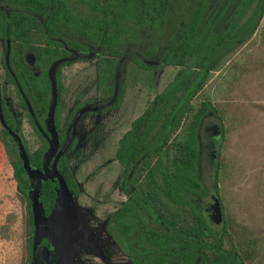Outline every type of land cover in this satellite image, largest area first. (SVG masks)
<instances>
[{
  "label": "trees",
  "instance_id": "obj_1",
  "mask_svg": "<svg viewBox=\"0 0 264 264\" xmlns=\"http://www.w3.org/2000/svg\"><path fill=\"white\" fill-rule=\"evenodd\" d=\"M263 12L264 0H0V85L6 88L5 80H10L18 104L26 108L25 95L39 123L53 90L52 125L57 139L62 109L83 90L88 97L84 100L95 96L102 110L113 113L127 85L156 89L116 135L110 158L118 164L123 195L106 231L129 264H245L253 253L252 240L245 246L228 230L217 193H210L204 180L203 160L207 151L218 153L222 138L221 117L208 91L210 72L227 66L254 36ZM122 56L128 57L125 63L120 62ZM76 61H89L88 71L66 73L64 69ZM54 62L52 83L48 70ZM122 64L124 78L130 77L127 85L118 84L115 77ZM165 66L172 69L171 75L157 89ZM6 106L0 97V145L5 154L0 177L14 187L22 205L18 264H31L35 241L28 191L31 178L9 128L16 124L28 163L36 168L47 142L27 109L25 116L41 140L28 146L21 128L24 113L16 114L15 123ZM112 113L108 130L103 124L96 130L95 150L120 125ZM214 125L215 134L211 133ZM68 159L59 154L57 171L76 194L79 183ZM212 163L211 186L218 167L216 160ZM210 195L218 204L217 224ZM55 196V182L42 178L38 200L44 215L51 211Z\"/></svg>",
  "mask_w": 264,
  "mask_h": 264
},
{
  "label": "rangeland",
  "instance_id": "obj_2",
  "mask_svg": "<svg viewBox=\"0 0 264 264\" xmlns=\"http://www.w3.org/2000/svg\"><path fill=\"white\" fill-rule=\"evenodd\" d=\"M252 38H249L238 49L237 54L231 58L227 66L219 72H210L207 83L208 91L211 94L210 99L215 103L221 117L222 138L220 145L217 146L218 153L216 155L213 151L205 153L203 168L204 180L209 185L210 193L212 191L217 193L230 233L236 234L238 239L242 238L245 246L249 243L247 241L252 240L255 243V249L245 264H264V12L258 30ZM7 42L8 39L3 40L6 66L8 65L9 52ZM1 43L0 40V52ZM135 50H137L136 47ZM27 55L31 61L34 59L28 53ZM127 59L128 57L124 56L121 63H125ZM88 63L89 61H76L71 67L64 70L66 73L72 70L85 71L89 67ZM55 66L56 62L49 68L52 83L54 82ZM124 67L125 65L122 64L118 72V84L120 81H125L124 83L127 85L130 77L125 76L124 78ZM171 71L169 66H165L156 86L157 89L170 77ZM1 73L2 64L0 62V75ZM87 74L88 79L91 80L92 72ZM5 85L6 88L0 85V95L3 103L10 106L14 113L13 118L16 123V114L21 111L25 118L27 109L18 104L17 94L10 80H5ZM155 90L149 85H141V88L140 85L139 87L137 85L125 87L122 102L117 110H113V113L117 114L116 117L119 119L120 125L116 126L112 138L103 137L104 145L100 146L91 156L86 155L90 142L86 138H82L84 129L80 125L82 114H77L74 117L72 123L74 133L80 136L77 148L79 150L76 151L79 158L78 155L73 156L72 154L67 157L79 183V190L76 194L69 192L71 200L67 201L64 207L62 202L65 201V196H63L59 205L60 209L55 210L56 214H53L52 217V223L55 225L60 224L58 220L65 223L67 219H71L75 227L74 229L71 227L74 230L75 245L73 249L65 250L66 261L62 264H75L76 261L77 264H80L78 262L83 258L84 251H90L91 256L99 257L105 264H129L105 230V224L119 205L121 197L114 183L115 176L118 174V164L111 161L110 158L113 156L116 135L128 126V120L131 117L141 112L145 102L151 98ZM52 92L53 90L46 98L47 110L44 121L48 130L52 128L50 124ZM23 97L26 98L25 95ZM26 107L30 112H34V107L30 106L28 100ZM110 113L112 112L109 110L108 113L99 116V119L102 117L105 121L103 126L107 127V130L110 123H107L106 118ZM91 115H88V119ZM96 115L97 112H94L95 117H97ZM23 120L25 121V119ZM2 124L3 116L0 111V125ZM21 128L24 129L22 134H24L23 137L28 146H35L39 139L34 140V131L30 124L24 122ZM212 128L211 133L215 134L217 132L215 125ZM10 135L18 151L21 139L16 130V124L10 129ZM49 141H51L49 142L51 147H48L43 153L44 164L52 174H57L54 158L59 151L63 152L66 146L57 149L56 140L52 134ZM4 159L5 154L0 145V174ZM214 160L218 162V167L216 180L211 186L210 173ZM56 174L54 177L57 182ZM0 186H2L0 190V264H18L19 255H21L19 237L22 228V205L15 194L14 187L2 176L0 177ZM208 199L209 201L212 199L211 202L214 204L215 199L211 195ZM61 209L63 210L62 217L60 216ZM48 221L45 217L41 218L39 226L42 228L47 226ZM217 221L218 217L214 216V224H217ZM56 233L66 237L70 235V230H66V227L65 229L56 228ZM71 235L73 236L72 233ZM90 236L92 239L90 245L93 249H77L79 244L83 247L84 242L88 241Z\"/></svg>",
  "mask_w": 264,
  "mask_h": 264
},
{
  "label": "flooded vegetation",
  "instance_id": "obj_3",
  "mask_svg": "<svg viewBox=\"0 0 264 264\" xmlns=\"http://www.w3.org/2000/svg\"><path fill=\"white\" fill-rule=\"evenodd\" d=\"M123 57L124 56H122V58ZM122 58H120V62H121ZM48 73H49V70H48ZM117 76H118V74L115 73L116 78H117ZM83 92H84V90L80 94L74 96V98L72 100H70V102L68 103V105H67L68 107L62 109L63 113H62L61 119L58 123V127H59L58 139L56 137V133H55L53 125H52V118H51V123H50L52 128L51 129L49 128V130L47 128L48 126H47L46 122L44 121L45 116H46V110H47V101H46V110H45L43 117L41 119V123H39L33 117L34 112H30L28 110L30 113L31 119L34 122V125L36 126V128L39 130L40 134L43 136V138L47 142V146L44 148V150L41 153V165L39 166V169L42 170L43 153L49 147V144H50L49 142H51V141H49V139L51 140V134L54 136V140H56L57 149L58 148L61 149L62 146H66L65 150L63 152L59 151L57 153L56 157L54 158L56 171H57V165H56L57 157L59 156V154H64L65 157H67V155L70 156L71 154L73 156L78 155V158H79V154H78V152L76 153V151L79 150L77 148H78V138L80 136L77 133H74V127L72 124L73 119L77 114H82V116L80 115L81 116L80 125L83 126V128H84L83 133H82V138L83 139L86 138L87 141L90 142L88 145L86 154H88V156H91L96 151L95 148H96L97 144H95L96 142L94 143V141L96 140V137L98 136L96 134V130H97L99 125H102L105 122V121H103L102 117L99 119V116L103 115L104 113L105 114L108 113L109 109L105 110V111L102 110L103 104L101 102H99L98 100H94L96 98L95 96L91 97V98H93L92 101L91 100H84L85 98H88V97L87 96L84 97ZM0 97H1V100L3 101L2 96H0ZM23 100H24V103L27 105V99L23 97ZM5 105H7V104H5ZM6 107L8 109H11L10 106H8V105ZM26 109H28V108L26 107ZM94 112H97V115H96L97 117L94 116ZM12 114H14V113L12 112ZM89 114H92L93 116L91 115V117L88 119ZM38 116H39V114H38ZM92 117H94V118H92ZM22 118L25 119L26 124L29 123L30 126L32 127V123H30L27 120L26 116H25V118H24V116ZM106 119L108 120V118H106ZM52 129H53V131H52ZM9 131H10V128H9ZM22 135L24 136V134H22ZM35 139L36 140L39 139V141H41L40 138L38 137V134H36L34 131V140ZM69 148H71V149H69ZM91 150H94V151L92 152ZM29 165L34 166L30 163H29ZM73 165H75V164H73ZM49 175L50 174L47 172L48 177H49ZM51 175H52V173H51ZM51 180L54 181L55 185L57 186L56 178L54 176H53V178H51ZM114 183H115V186L117 187V190L121 193V195H123L121 192V189H120L121 180H120L119 174H117L115 176ZM49 213L47 212V213H45V215L43 213L42 214H43V216H47ZM58 223H60V224L56 225V227H58L60 229H65V227H67V224L60 221V220H58ZM74 228L75 227L73 226V229ZM105 230H106V224H105ZM107 234H108V232H107ZM91 240L92 239L90 236L88 241L84 242L85 244L83 245V247L80 246V244H79L77 249H80V248H82V249H93V247H91V245H90ZM52 241L53 242L51 243L50 239L47 236H40L39 238L35 239L34 244H33L34 258L32 260L34 262V264H56L59 260L64 259L66 257L65 249L71 248V234L69 236H66V237L63 236L62 238H55ZM42 249H48L50 251V256L46 252L42 251ZM118 249H119V247H118ZM37 252L39 253V255L37 254ZM63 252H64V254H63ZM40 253L44 257L41 256ZM90 254H91L90 251H84V253L82 254L83 258L80 257L81 261L78 263H80V264H105L102 259H100L99 257L96 258L95 256L93 257V256H91L92 254L91 255ZM75 264H77V261L75 262Z\"/></svg>",
  "mask_w": 264,
  "mask_h": 264
},
{
  "label": "water",
  "instance_id": "obj_4",
  "mask_svg": "<svg viewBox=\"0 0 264 264\" xmlns=\"http://www.w3.org/2000/svg\"><path fill=\"white\" fill-rule=\"evenodd\" d=\"M53 100H54V93H53V96H52V103H51V106H50L51 118H52V104H53ZM49 147H51V144H49ZM18 155L21 158L22 165H23L28 177L31 178L30 179V183L31 184H30V187H29L28 191H29V197H30V199L32 201V207L31 208H32L33 222L35 224V230H34L33 237H34V239H37L40 236H47L50 239V242L52 243L53 239L62 238L63 237L62 235L59 236L56 233V228H58V227H56V225L54 223H52V217L54 216L53 214H56L55 210H59L60 209L59 205H60V201H61L63 196H65V201L62 202L63 203L62 204L63 207H64V205H66L67 201L71 200V196L69 195L70 191L65 186V184H64L61 176L59 175V173L58 172H57V174L54 173L58 177L57 178L55 201H54V204L52 206V209H51L50 213L47 216H43L42 208H41L40 202L38 200V185H39V182H40V180L42 178L47 177V172L50 174L49 177H51V178H53V176H55V175L54 174L51 175V171L47 170V168L45 167V164H44L45 158L44 157L42 158V170L39 169V168H36L35 166H29L28 165V159L26 157L25 151H24L22 143L20 141H19V145H18ZM213 210L215 212L214 216H217L219 218L218 204H217L216 201L213 204ZM62 215H63V210L61 209L60 216L62 217ZM43 217H45V219H47L49 221H48V225L42 228L41 226H39V222H40V219L43 218ZM64 219H65V217H64ZM65 223L67 224L66 230L69 229L70 230V234L71 233L73 234V236L71 235V248H70V249H73V247L75 245V239H74L75 236H74V230L71 229V227H73L74 223H73V221L71 219H67L65 221ZM44 231H46V234H44ZM42 251L46 252L50 256V251L48 249H42ZM37 254L39 255L38 252H37ZM63 254H64V252H63ZM40 255L43 256L41 253H40ZM65 261H66V257L64 259L59 260L56 264H62ZM31 264H34V262L31 261Z\"/></svg>",
  "mask_w": 264,
  "mask_h": 264
}]
</instances>
